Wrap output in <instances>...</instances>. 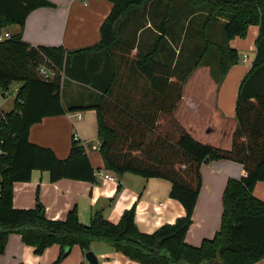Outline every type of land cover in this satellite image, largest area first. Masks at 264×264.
<instances>
[{
	"label": "trees",
	"instance_id": "16d2710c",
	"mask_svg": "<svg viewBox=\"0 0 264 264\" xmlns=\"http://www.w3.org/2000/svg\"><path fill=\"white\" fill-rule=\"evenodd\" d=\"M106 1L113 7L101 26L100 42L92 47L71 52L63 47H34L21 34L0 44V90L20 83L17 100L23 101L0 119V254L5 253L10 236L18 234L38 256L59 245L56 264L75 246L86 254L97 243L108 244L140 264H256L264 260V201L254 196L257 183L264 182V0H161L166 12L160 35L147 53L125 43L120 31L132 11L145 8L152 0ZM45 7L55 5L48 0H0V32L12 26L24 30L30 14ZM177 17L190 29L185 42L194 38L191 28L201 25L196 39L201 48L195 44V61L187 69L159 60ZM251 26L260 27L257 55L240 86L232 147L203 144L176 118L183 89L200 66L209 67L212 78L220 82L241 60L230 42L245 39ZM45 58L68 78L92 87L96 84L89 73L97 65L108 71L100 103L64 106L61 77L45 80L38 76V66ZM87 110L98 114L106 170L118 177L132 173L171 182L170 197L184 206V217L146 234L136 226L135 207L125 211L117 224L96 212L89 226L81 223L77 208L63 221L47 219L39 199L34 209L14 208V184L30 182L34 171L48 172L53 183L98 181L79 140L73 138L69 156L61 160L29 137L31 127L44 118ZM218 160L240 163L244 173L240 180L227 183L220 231L200 247H192L185 237L202 187L200 170L203 163Z\"/></svg>",
	"mask_w": 264,
	"mask_h": 264
},
{
	"label": "crops",
	"instance_id": "0c3cea01",
	"mask_svg": "<svg viewBox=\"0 0 264 264\" xmlns=\"http://www.w3.org/2000/svg\"><path fill=\"white\" fill-rule=\"evenodd\" d=\"M48 1L55 7L36 9L28 17L24 30L12 26L10 31L13 28L16 30L10 33L14 36L21 34L23 41L34 47H63L68 52L92 47L100 42L101 26L111 13L112 3L106 0ZM165 12L161 0H152L145 8L132 11L124 22L128 32V39L124 42L141 52H150L160 35L159 26ZM176 21L177 25L174 19L163 43L159 60L168 66L180 64L187 69L195 61V44L201 48V44L196 42L201 25L191 28L194 38L190 37L185 42V34L190 30L187 28L188 23L179 17ZM259 32V26H251L245 39L236 38L230 42V47L238 51L241 60L231 67L220 82L212 78L209 67L200 66L189 75L176 118L197 141L223 149L232 147L233 134L238 127L236 104L239 90L255 61ZM121 33L122 29L120 37ZM100 68L97 65L89 73L95 87L72 80L60 70L58 75L61 77L64 106L100 103L103 95L101 88H105L109 78L108 71ZM250 90L253 91V88ZM77 114H81L82 118H76ZM106 120L113 124L109 115ZM29 137L33 144L53 150L61 160L69 156L75 138L82 143L93 168L97 172L105 171L117 180L92 183L62 179L53 183L48 172L34 171L30 182L14 184L13 203L16 209H34L39 199L47 219L63 221L70 211L77 208L81 223L89 226L96 212L102 213L107 221L117 224L125 211L135 207L136 226L146 234H152L164 225H173L186 215L184 206L170 197L171 182L132 173L118 177L106 170L96 110L44 118L31 127ZM200 172L202 187L192 224L185 237L187 245L197 248L205 240H212L220 231L227 183L231 179L240 180L244 166L228 160L209 161L202 164ZM254 196L264 201V182L257 183ZM76 247L59 264H88L84 252L76 250ZM91 251L97 255L100 264H140L108 244L97 243ZM60 254L61 247L54 245L38 256L33 247L23 243L20 235L12 234L5 253L0 254V264H56ZM256 264H264V260Z\"/></svg>",
	"mask_w": 264,
	"mask_h": 264
},
{
	"label": "built area",
	"instance_id": "2783aa9c",
	"mask_svg": "<svg viewBox=\"0 0 264 264\" xmlns=\"http://www.w3.org/2000/svg\"><path fill=\"white\" fill-rule=\"evenodd\" d=\"M11 38H12V34L9 31H7V29L2 30L0 32V44L6 42L7 40H9ZM37 73H38V76L40 78L45 79V80H50V79L54 78L56 75H58L60 73V70L51 61H49L48 59L45 58L44 62L38 66ZM20 89H21V87L17 88V90H16L14 107H15L16 102H18L19 104H23L22 100H17ZM9 92H10L9 89H6V90L2 89V92L0 91V119L3 118L5 116V114L7 113L3 109V102L8 99ZM76 118L81 119L82 115L77 114ZM96 178H97V180H110V181H116L117 180V178L115 176L107 174L105 171H102V170L96 172Z\"/></svg>",
	"mask_w": 264,
	"mask_h": 264
},
{
	"label": "rangeland",
	"instance_id": "374dc122",
	"mask_svg": "<svg viewBox=\"0 0 264 264\" xmlns=\"http://www.w3.org/2000/svg\"><path fill=\"white\" fill-rule=\"evenodd\" d=\"M196 22H199L201 20V18L199 17V19H196ZM122 33H121V39L123 41H127L128 39V32L126 31V24L123 22L122 23ZM16 29H12L11 31H14ZM7 31L11 32L9 28H7ZM251 63V60H250ZM22 87V84L20 83H13L11 86H9V97L6 101L3 102V109L6 112H9L13 109L14 107V101H15V96H16V90L17 88ZM2 92V90H0ZM104 244V243H103ZM76 250H80V248L77 246ZM99 256V255H98Z\"/></svg>",
	"mask_w": 264,
	"mask_h": 264
},
{
	"label": "water",
	"instance_id": "95a60500",
	"mask_svg": "<svg viewBox=\"0 0 264 264\" xmlns=\"http://www.w3.org/2000/svg\"><path fill=\"white\" fill-rule=\"evenodd\" d=\"M86 261L88 264H100L97 255L93 251H89L85 254Z\"/></svg>",
	"mask_w": 264,
	"mask_h": 264
}]
</instances>
